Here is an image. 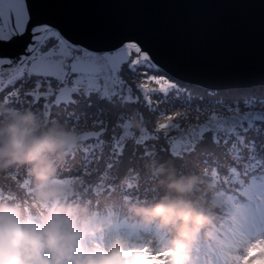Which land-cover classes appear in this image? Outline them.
<instances>
[{
  "label": "snow or ice",
  "instance_id": "obj_1",
  "mask_svg": "<svg viewBox=\"0 0 264 264\" xmlns=\"http://www.w3.org/2000/svg\"><path fill=\"white\" fill-rule=\"evenodd\" d=\"M167 6L242 11L160 18L140 0H0V106L83 129L79 156L53 183L150 154L202 166L223 206L187 264H252L264 258V0ZM126 108L142 128L125 122ZM10 178L30 183L20 171ZM2 199L14 197L0 187Z\"/></svg>",
  "mask_w": 264,
  "mask_h": 264
},
{
  "label": "clouds",
  "instance_id": "obj_2",
  "mask_svg": "<svg viewBox=\"0 0 264 264\" xmlns=\"http://www.w3.org/2000/svg\"><path fill=\"white\" fill-rule=\"evenodd\" d=\"M129 123L141 127L135 113ZM78 133L62 123H48L29 109L0 110V160L28 166L29 199L38 214L25 211L15 199L0 200V264H186L193 243L203 233L212 235L217 219L211 207L200 205L199 185H208L196 174H182L163 163L150 167L156 195L128 205L130 217L167 233L159 248L134 245L122 237L97 247L88 241L113 223L111 214L66 198L73 193L54 184L55 168L49 157L75 148ZM195 195L196 198H193ZM147 248V250H145ZM170 250L165 259L155 253ZM252 264H264L257 256Z\"/></svg>",
  "mask_w": 264,
  "mask_h": 264
},
{
  "label": "trees",
  "instance_id": "obj_3",
  "mask_svg": "<svg viewBox=\"0 0 264 264\" xmlns=\"http://www.w3.org/2000/svg\"><path fill=\"white\" fill-rule=\"evenodd\" d=\"M3 109H19L20 111H23L29 108H11L8 106H0V110ZM31 111L38 113L48 123H62L78 133V144L75 148L66 149L60 154L53 153L49 157L55 168V179H57L61 176L62 172H66L65 166L70 163V157L72 155L79 156L83 129L78 126H73L71 122L60 118L59 116L53 120L46 117L41 111ZM133 112L135 113L136 118L141 122V127L138 128L140 129L143 127L144 122L138 118L135 109H125V122L132 129H137L133 128L129 123L130 113ZM170 161H173V165L170 164ZM160 163H163L166 167H170L182 174L199 175L203 178V180L208 182L207 186L205 184L199 185L200 205L204 208L211 207L212 211L216 214L217 219L211 226V237L206 239L204 238L203 233H201L200 237L194 243L196 245L197 243L211 240L215 234V226L220 219V213L218 210L223 206V197L220 195V190L218 189L217 183L212 177L211 172H206L200 165L193 163L181 166L167 156L161 154H150L139 158L128 166L113 169L110 172L106 170L105 173L101 174V177H80L73 179V182L70 185H59L64 186L67 190L72 191L73 193L70 197L66 198V202L67 200H71L82 206L94 209L95 211L102 209L109 210L115 206L118 210L122 211L125 216H128L129 223L136 226L138 225V222L129 218L130 215L127 211V207L128 205L138 203L141 200H149L157 194L151 186L155 180L158 179V177L153 176L149 169L150 167H154ZM0 165H5V161L0 160ZM17 171L25 173L31 183L28 166L13 163L0 167V187L5 189L7 195L12 196L15 200L19 201L23 209H25V204L23 202L27 199V207L30 209V212L38 214L42 210L38 207H33L29 199L31 191L30 183L27 188L22 189L14 184L10 178L11 175ZM64 178L67 179L68 177L65 175ZM55 179H53V181ZM193 198H196L195 195Z\"/></svg>",
  "mask_w": 264,
  "mask_h": 264
},
{
  "label": "water",
  "instance_id": "obj_4",
  "mask_svg": "<svg viewBox=\"0 0 264 264\" xmlns=\"http://www.w3.org/2000/svg\"><path fill=\"white\" fill-rule=\"evenodd\" d=\"M141 3L154 5L142 9L160 18H188L191 16H199L202 19H208L215 15L217 12H224L231 15L234 12L242 11L240 9H214V8H170V4H233L242 3L243 0H140ZM258 39V38H257Z\"/></svg>",
  "mask_w": 264,
  "mask_h": 264
},
{
  "label": "rangeland",
  "instance_id": "obj_5",
  "mask_svg": "<svg viewBox=\"0 0 264 264\" xmlns=\"http://www.w3.org/2000/svg\"><path fill=\"white\" fill-rule=\"evenodd\" d=\"M170 164L171 165H173V161H170ZM100 215H107V214H103V213H99ZM108 214H111V215H116L117 214V208L114 206V207H112L111 209H109L108 210ZM129 218H131V217H129ZM124 219H126V220H128V216H125V218ZM134 220V219H133ZM134 221H136V222H138L137 220H134ZM114 222H116V221H114ZM139 223V222H138ZM116 223H114V225H115ZM140 224V223H139ZM144 226V225H143ZM145 228H149V226H145ZM150 229V228H149ZM158 230V229H157ZM113 231H108V232H106V234L107 235H109V234H111ZM146 234V233H145ZM146 235H148V234H146ZM152 235V234H151ZM141 236H143V237H145L146 238V242H148V241H151V243L150 244H147V246H152V247H156V248H159L160 247V245L157 243V238H151V236L150 235H148V237H146V236H144V235H142L141 234ZM166 238H168V236H167V233H166ZM161 237V236H160ZM159 237V238H160ZM150 238V239H149ZM161 240H163V239H161ZM167 240V239H166Z\"/></svg>",
  "mask_w": 264,
  "mask_h": 264
}]
</instances>
